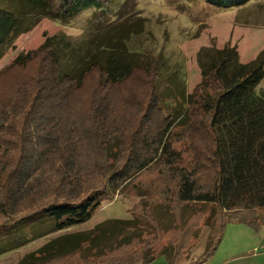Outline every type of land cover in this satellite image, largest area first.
I'll return each instance as SVG.
<instances>
[{
    "label": "trees",
    "instance_id": "1",
    "mask_svg": "<svg viewBox=\"0 0 264 264\" xmlns=\"http://www.w3.org/2000/svg\"><path fill=\"white\" fill-rule=\"evenodd\" d=\"M111 1L8 0L6 8L0 7V61L39 17L67 22ZM247 1L213 2L230 8ZM143 27L115 26L86 41L88 46L57 33L1 69L0 228L35 219L46 229L4 242L5 232H0V256L87 222L104 198L124 188L140 192L136 178L155 164L163 181L157 198L164 199L160 205L172 208L178 221L175 228L162 230L171 229L175 243L126 252L142 238V221L114 219L111 228L101 223L91 231L51 239L32 253L31 261L60 264L86 250L82 264L86 259H95L89 264H151L158 259L182 264L198 236L196 217L208 211L202 223L210 228L207 243L194 262L202 264L216 251L228 222L259 226L258 209L264 208V92L258 87L264 79V49L243 63L236 45L201 47V82L177 118L166 113L158 88L163 54L129 45ZM16 74L19 79L12 82ZM7 79L10 89L3 95ZM134 79L144 89L122 95L116 107L113 94ZM88 81H94L93 89L81 101ZM110 235L116 239L103 245Z\"/></svg>",
    "mask_w": 264,
    "mask_h": 264
},
{
    "label": "rangeland",
    "instance_id": "2",
    "mask_svg": "<svg viewBox=\"0 0 264 264\" xmlns=\"http://www.w3.org/2000/svg\"><path fill=\"white\" fill-rule=\"evenodd\" d=\"M213 1L112 0L101 10L91 9L67 22L54 21L41 16L36 26L30 32L22 34L16 40L14 47L1 59L0 71L9 66L20 53L37 49L48 36L65 33L79 45L88 46L86 41L97 34H106L115 26L126 27L142 23V27L144 26L142 32L132 35L129 45L133 49L148 48L153 49L154 53L163 54L164 66L158 88L166 113L178 118L190 102V94L202 79L197 61V53L201 47L223 48L226 43L236 45L240 61L243 63L254 59L264 49V0H248L242 5L230 8L216 5ZM7 3L8 0H0V7L6 8ZM140 19H143L142 22ZM10 79L15 82L19 78L16 74ZM134 80L136 81L131 80L126 84L123 92L113 94L116 107L121 103L122 95L128 96L132 91L144 89L139 79ZM9 82L10 80L7 79L2 84L1 94L8 95L6 93L10 89ZM93 84L94 81H88L81 97L79 96L82 98L81 101L87 100ZM258 89L259 92H264V79ZM122 108L119 116L123 114ZM177 130L176 128L175 131ZM176 147L181 149L183 143L178 142ZM185 156L186 160L191 159L189 153ZM136 181L143 188L140 192L133 187H127L104 198L87 222L37 238L26 246L8 252L0 257V264H44L41 261H31L35 259V256L31 255L37 253L51 239L64 233L91 231L101 223L111 228L114 219L138 218L142 221L141 230H144L142 238L135 240L131 246L127 247L126 252L142 253L148 249V246L154 249L175 243L172 230H169L171 234L168 233L169 231L162 230L175 228L177 224L173 223L178 221L174 220L177 215L172 208L170 212L164 205H160L164 203V199L157 198L156 190L163 183L159 166L152 165L150 169L142 172ZM155 202H157L156 205ZM205 213L196 217V222L200 224L198 236L193 240V246L188 253L183 256L182 259L186 260L182 264H194L205 250L210 232L209 226L202 224L209 212ZM155 217L158 222L157 220L154 222ZM257 217L259 226L243 222H228L216 251L202 264H264V208L258 209ZM7 224H10L9 221L6 222ZM4 229V227L0 228L1 233L5 232L2 242L16 237L23 238L25 235H36V232L43 231L46 227L35 219H31ZM115 239L116 235H110L103 238L101 243L109 245ZM126 252L123 251V254H127ZM86 254L85 250L81 255L71 259H62L60 264H82L84 262L82 256ZM86 260L89 261L86 264H89L95 259ZM151 264L168 263L165 259H158Z\"/></svg>",
    "mask_w": 264,
    "mask_h": 264
},
{
    "label": "crops",
    "instance_id": "3",
    "mask_svg": "<svg viewBox=\"0 0 264 264\" xmlns=\"http://www.w3.org/2000/svg\"><path fill=\"white\" fill-rule=\"evenodd\" d=\"M1 257V256H0Z\"/></svg>",
    "mask_w": 264,
    "mask_h": 264
}]
</instances>
